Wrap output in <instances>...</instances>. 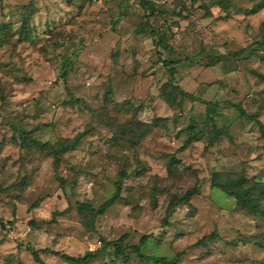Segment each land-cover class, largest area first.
Instances as JSON below:
<instances>
[{
    "label": "rangeland",
    "instance_id": "obj_1",
    "mask_svg": "<svg viewBox=\"0 0 264 264\" xmlns=\"http://www.w3.org/2000/svg\"><path fill=\"white\" fill-rule=\"evenodd\" d=\"M140 1L0 0L13 31L0 37V264H39L30 248L85 255L124 235V254L90 264H157L132 248L145 235V255L176 264H264V219L211 182L217 171L264 182V134L233 107L264 123V0H152L149 26ZM191 133L199 141L181 151Z\"/></svg>",
    "mask_w": 264,
    "mask_h": 264
},
{
    "label": "trees",
    "instance_id": "obj_2",
    "mask_svg": "<svg viewBox=\"0 0 264 264\" xmlns=\"http://www.w3.org/2000/svg\"><path fill=\"white\" fill-rule=\"evenodd\" d=\"M140 3L142 5V8L146 12V16H147L146 24L149 26V19L153 17L156 13H161V11L158 10L156 3L153 2L152 0H141ZM152 32L156 34V39L158 40L157 44L163 46L164 48H167V45H165V42L159 36V34L156 33L155 30L154 31L152 30ZM28 35H29V27L26 26L25 28H23L21 36L24 38ZM12 36H13V31H11V27L6 24L3 25L0 24V37L3 38L5 41L10 42L11 41L10 37ZM163 63L167 67L171 76H174L176 72V67H175L176 62L173 60H164ZM182 94L186 96L189 93L186 91H182ZM233 107L240 113L241 117L256 122L264 134V123L260 120L257 114L248 113L245 107H243L240 104L233 105ZM208 110H209L208 112L209 117L214 118L215 114L217 113L216 107L215 106L213 107V105L209 103ZM155 124L156 123L154 122L153 124H149L147 126L140 123V125L146 126V129L140 131V134L138 136L141 137L143 134L151 130V128L155 126ZM191 128L193 129V126L190 127V129ZM129 129H133V127ZM223 133H224L223 130L216 129L214 133L215 134L214 140L219 139V137ZM82 136L83 135L80 134L73 140L64 141L57 146L56 145L51 146V151L53 156H55L56 159H60L62 153L70 151L77 146ZM210 140H213V136L210 138ZM193 141H199V137L191 133L190 137L187 138L185 144L181 147L180 150L184 151L185 149H187L193 143ZM40 144L42 145L43 148L47 146L46 143H40ZM180 164H181L180 159L173 157L172 163L169 167V171L171 172L175 171L177 165ZM211 182L214 187L223 190L224 192H226L228 195H230L232 198L236 200L238 210H244L247 211L248 213H252L254 214L256 219L258 218L264 219V182L258 181L255 177L250 178L244 173L233 175L221 171H217L213 173ZM200 187H201L200 181H197L195 186L188 189L183 195L181 196L175 195L173 197V200H175L176 203L169 208L170 211H168V216L172 213L173 209H175L176 206L191 202V200L199 194ZM118 198H119V193H117L112 199L104 203L99 212L103 214L105 210L110 206V204H112ZM0 226L2 229L7 228L6 223L1 219H0ZM147 239L148 236L145 235L142 238L139 245L132 246L133 250L136 251L141 258L148 259L157 264H176L175 262L169 261L166 257L157 258L156 256L153 255H148V256L145 255L142 252V247L147 242ZM126 240H127V235H124L117 240H108L106 237H101L100 248L94 251H88L85 255H79V256H73L65 252L52 250L50 248L41 249V250L30 248L29 251L33 254L36 262L39 264H47L42 259L40 255L41 253L55 255L70 264H90L93 260L103 255L109 248L112 247H114L117 250V252L124 254L127 248L123 245V243ZM254 243L260 246L261 248H264V242L262 240H256L254 241Z\"/></svg>",
    "mask_w": 264,
    "mask_h": 264
},
{
    "label": "built area",
    "instance_id": "obj_3",
    "mask_svg": "<svg viewBox=\"0 0 264 264\" xmlns=\"http://www.w3.org/2000/svg\"><path fill=\"white\" fill-rule=\"evenodd\" d=\"M95 1H98V0H95Z\"/></svg>",
    "mask_w": 264,
    "mask_h": 264
}]
</instances>
